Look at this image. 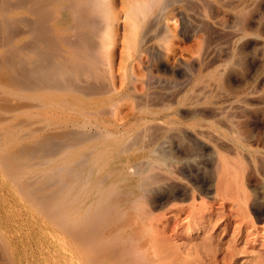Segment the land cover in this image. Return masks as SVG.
Listing matches in <instances>:
<instances>
[{
  "label": "bare ground",
  "instance_id": "6f19581e",
  "mask_svg": "<svg viewBox=\"0 0 264 264\" xmlns=\"http://www.w3.org/2000/svg\"><path fill=\"white\" fill-rule=\"evenodd\" d=\"M164 1L0 0V192L5 191L12 198V204L20 217L11 234L14 253L21 251L15 255L19 264H188V259L181 261L180 254L173 253L176 251H168L167 247L164 249L166 240H163V231L168 223L164 221L165 215H161L162 218L156 216L158 213L154 214L161 204L159 201L163 200L157 197L158 183L163 176H174L175 167L171 168L169 159L158 155L165 146L162 139H168L170 135L167 128V131L164 130V127L169 128L170 125L164 126L165 123L162 125L159 120L162 121V116L169 115L167 112L173 109L168 104L172 100H163L161 103L158 98L162 97L156 96L160 104H148L145 97L147 103L142 101V104L139 99L144 93H141L146 90L147 95L149 88H145L144 78H137L142 85V92H138L141 94L138 96L141 97L138 99L141 104H135L134 107L133 99L136 97L132 99V96V110L136 109L138 113L145 115L140 118L141 124L145 126L144 130L141 128L143 133L145 130L146 134L150 130H156L154 132L158 133L154 140H161L163 145H159L161 148L157 146L160 148L157 154L156 150L151 151L150 147L141 143L142 148H139L145 153L143 156H149V159L136 164L137 156L132 153L140 142V137H148L140 136L137 132L138 135L135 133L136 136H132L128 129L118 130L122 125L117 122L119 113L114 102V106L110 104L113 106L109 109L111 114L107 110L99 111L101 108L98 107L92 110H89L91 106L88 108L95 104V100L105 103L119 95L111 83L112 79L117 78L113 73V50L119 43H122L121 46L128 53L124 60L136 63L142 71L149 70L148 76L156 59L158 72H170L161 51L153 46L158 48L165 39L167 41L169 35L165 34L170 31V22L177 16L184 18V13L177 15L174 12L177 16H172L173 20L167 18ZM204 8L209 9L208 6ZM183 9L187 10L189 7ZM215 13L217 14L216 10ZM245 17L243 19L247 18ZM202 20L200 22L203 23ZM181 24L183 25L182 22ZM171 36L169 40L172 39ZM159 37L165 39L156 46L153 42ZM159 49L163 51L161 46ZM173 73L177 74L175 71ZM224 84L225 87L228 85L227 82ZM124 95L125 98L128 97ZM121 97L124 98L123 95ZM150 97L152 98L151 94ZM150 97L149 100H153ZM181 104L184 105L182 102ZM105 107L107 109L109 105ZM107 113L116 119L111 124L118 132L99 125ZM204 113L199 114L204 116ZM167 120L168 118L163 122L169 123ZM102 122L105 125L109 121ZM93 127L96 128L95 132H89ZM184 128L186 126L181 127ZM150 133L153 134L151 131ZM236 135L243 144L247 143L246 147L249 149H255L256 152L264 149V135L261 132L249 134L250 136L236 133L233 138ZM174 140L171 142L174 143ZM153 142L149 144L152 145ZM253 143L257 145L255 148ZM174 148L171 150L174 151ZM146 151H149L148 155ZM168 154L171 155L170 152ZM254 156L256 157H252L255 158ZM219 180L217 184L221 182L220 176ZM173 190L172 197L176 201H180L182 196H188L186 188L180 185H175ZM240 196L242 199V194ZM260 197H263L262 194ZM251 198L252 194L245 195L242 199L244 205L253 203L255 207L257 201H260L257 197ZM259 201L258 205H261ZM181 210L183 209L177 211ZM198 214L193 209L189 214L190 221L196 222L199 219L198 224L196 222L197 230L203 231L208 228V219L213 217V213L207 212L201 216ZM31 234L38 235L36 253L25 254L23 246ZM205 249L208 253L212 252L209 247ZM9 263L8 261L7 264Z\"/></svg>",
  "mask_w": 264,
  "mask_h": 264
},
{
  "label": "rangeland",
  "instance_id": "374dc122",
  "mask_svg": "<svg viewBox=\"0 0 264 264\" xmlns=\"http://www.w3.org/2000/svg\"><path fill=\"white\" fill-rule=\"evenodd\" d=\"M167 1H164L167 7V18L173 20L174 16L184 13V18L177 16L178 18L174 19V21H169L170 31L165 34L166 36L167 34L169 35L167 41L164 37H159L160 39L153 42L156 46H158L157 43L162 42L164 39L168 43L166 44L163 41L161 45L159 44V47L161 46L163 51L159 47H153L157 51H161L160 53L165 60V65L170 72H158L156 68L158 60L156 59V64L151 68V73L148 76L149 70L142 71L136 63L132 64L124 60L128 53L124 49L125 47L121 46L122 43H119L113 50V73L117 78L111 80L119 95L114 100H108L109 102L105 103L95 100V104H92V101L90 102L92 105H89L88 108L91 106L89 110H92V108L98 107L101 108L99 111L103 109L102 111L107 110L111 114V110L109 111V109L113 108L114 102L119 113L117 122L123 126V129L121 128L122 126H119L118 130L124 131L128 129L132 136H136L139 133L140 136L148 137H140L142 142L140 140L132 153L133 156H137L135 164L149 159V156L148 158L143 156L145 153L141 151L142 144L150 147L151 151L156 150L157 154L158 149L160 150L164 144L165 146L161 148L158 155L167 158V160L169 159L168 161L172 163V169L174 167L176 169L177 167L176 170L173 169L174 176H163V180L161 179L158 183L159 186L157 185L156 187L158 190L157 197H161L164 201L162 200L163 203L159 201L161 204L158 202L160 207L156 208L155 211L157 212L154 214L158 213L156 216L159 217L165 215L164 221L168 223L166 229L163 231V240L167 241H165L164 249L167 247L168 251H176L172 252L177 255L180 254L181 261H184V258L188 259V264H228V262H230L229 264H264V208H262L264 207V187H262L264 185V149L260 147L263 150L260 149V152H256L255 149L251 150L246 147L247 143L243 144L237 135L233 138V135L236 133L250 136L251 134H256V132H261L264 135V0H186L187 3L183 0L184 4H182L183 1L173 0L171 2L170 0V4L177 2L172 6H169ZM120 6L122 7V5ZM182 6L184 8L189 7V9L185 10ZM204 6H208L209 9L204 8ZM214 6L215 9L213 8ZM188 15L190 17H187ZM243 17L246 19H243ZM182 19H186L188 22ZM201 20L206 25L200 22ZM244 20L246 21L244 22ZM170 36L172 37L171 40H169ZM174 71L177 74H174ZM138 77L144 78L146 81L145 88H149L148 92H146L148 93L147 95L145 94L146 90L142 92V85L139 79H137ZM224 82L228 83L226 87ZM138 92H142L141 94L144 93V95ZM124 94L128 97L125 98ZM122 95L124 98L121 97ZM140 95L142 98L138 97ZM148 96L153 100H149ZM156 96L162 97L158 98L161 99V103H163V100L164 102L172 100L168 102L169 105H172V112L168 111L167 114L169 115L162 116L163 120H159V122H162V125L165 123L164 126L170 125L169 128L164 127L165 131L168 129L170 135L168 134V139H162L163 144L160 143L161 140H154V136H157L158 133L154 132L156 130H150L153 134L150 131H148L149 134H146V130L143 133L145 126L141 124L140 120L145 115L138 113L136 109L135 111L132 110V108L136 107L135 104H143L142 101H145V97L148 104H152L151 102L153 104H160V100H157ZM131 97L132 99L136 97L133 99L134 103L131 101ZM116 98L120 99V101ZM136 100L138 103H136ZM116 101L119 103L117 104ZM146 101L144 104L147 103ZM87 102L89 103V101ZM185 103L187 104L185 105ZM105 106L108 108L106 109ZM200 112L201 114L205 112V117L199 114ZM166 117L168 118L167 121H170L169 123L163 122L167 119ZM112 118L113 116L107 113V116H104L105 120H101V124L99 125L106 126L111 129L110 131L116 133L118 130L112 126L115 123V118ZM181 119L182 122L185 121L182 123ZM102 121L109 122H106L104 125ZM171 126L173 129H171ZM178 126L182 128L186 126V128L181 129ZM141 128L144 129L141 130ZM185 129L187 130L184 131ZM95 130L96 128L93 127L89 132H95ZM171 131L174 132L172 133ZM175 133L178 137L174 136ZM186 133L191 136L185 135ZM194 133L200 140L195 137ZM171 134H174L175 138ZM184 136L188 138L186 139ZM208 137L211 139H208ZM191 138L192 140L194 139V142H191ZM172 139H175L174 143L171 142ZM148 140L149 142H147ZM237 140L240 142H237ZM152 141H154V144L150 145L149 143H152ZM196 141L197 143H195ZM200 141L203 142L201 143ZM199 142L201 144H198ZM240 145L242 146L241 148ZM197 146L200 147L197 148ZM256 146L253 143V147L255 148ZM172 148H174V151L171 150ZM176 149H180L179 152ZM171 151L173 152L171 153ZM137 152L139 155H137ZM148 153L149 151H146L147 155ZM221 153L224 155L222 156ZM253 155H256L257 158L255 156L253 158ZM260 159L263 160V163L260 162ZM218 163H220V168H218ZM255 165L257 167L261 165L262 168H256ZM179 166L182 169L185 167V169L180 170ZM219 176L221 182L217 184V181H220ZM257 176L259 180L256 179ZM167 178H171L172 180H168ZM256 181L262 183L257 184ZM175 185L186 188L189 197L182 196L180 201L174 200L172 196L174 195L173 187ZM208 186L211 189H208ZM0 194V255H6L0 256V264H7L8 261L10 262L9 264H19L15 255L21 253V251H18V253L16 251V254L14 253L11 234L14 224L17 223V220H20V217L18 216V211L13 206L14 204H12V198L8 196L7 192L3 191ZM241 194L242 199L245 195L249 194L251 196L252 194L251 200L257 197V199H260L261 202L258 201L261 205H258V201L255 206L256 209L253 207V203H250L251 205H244L240 196ZM261 194L263 199L260 197ZM207 206L210 208V211H208L209 208ZM195 207L199 216L207 212L213 213V217L208 219V228L203 231L197 230L199 219L196 221L197 224L194 222L195 220H192L193 222L190 221L189 214L193 209L194 212L196 211ZM181 208L183 210L177 211ZM242 214L243 216H241ZM29 238L28 242L23 246V250L25 251L23 252L25 254L36 253L38 235L31 234ZM206 247L212 249V252L208 253L205 249ZM3 257L4 259H2Z\"/></svg>",
  "mask_w": 264,
  "mask_h": 264
}]
</instances>
